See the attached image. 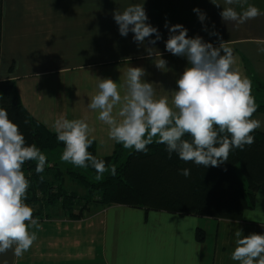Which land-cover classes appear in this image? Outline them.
Listing matches in <instances>:
<instances>
[{"label": "crops", "instance_id": "crops-1", "mask_svg": "<svg viewBox=\"0 0 264 264\" xmlns=\"http://www.w3.org/2000/svg\"><path fill=\"white\" fill-rule=\"evenodd\" d=\"M249 1L264 13V0ZM135 2L139 0H0V82L13 81L23 106L52 132L61 117L85 120L101 158L112 155L119 143L109 137V126L97 118L98 111L88 107L100 78L117 82L122 104L128 68L142 67L155 98L167 97L172 106L176 80L188 67L186 57L165 48L170 33L160 5L144 3L147 23L162 37L155 45L149 43L155 34L142 44L131 32L120 35L114 10ZM182 17L177 23L188 29L189 37L199 35L214 47L225 42L231 48L239 74L251 81L253 102L264 103L261 89L257 92L264 86V14L239 25H221L213 18L207 31L192 20L190 8L182 10ZM212 31L218 35H210ZM148 48H153L152 56ZM159 53L167 61L163 70L155 64ZM121 104L113 109L118 120ZM261 193L264 185L257 191L255 208L241 220L95 204L78 220H39L29 228L37 236L32 246L19 257L9 250L0 259L8 264H239L231 259L236 229L244 235L264 233ZM135 213L142 215L141 221Z\"/></svg>", "mask_w": 264, "mask_h": 264}, {"label": "clouds", "instance_id": "clouds-1", "mask_svg": "<svg viewBox=\"0 0 264 264\" xmlns=\"http://www.w3.org/2000/svg\"><path fill=\"white\" fill-rule=\"evenodd\" d=\"M115 2L118 4L119 0ZM144 3L145 0H139L123 10L117 8L113 18L121 36L127 37L131 32L133 40L142 44L155 34V39L149 40L155 45L162 37L157 27L147 23ZM211 3L220 6L218 0ZM225 3L229 6L220 12L224 22L239 25L264 14L247 0H225ZM233 4L238 5L240 11L232 7ZM193 11L201 22L206 20V13L199 7ZM165 27L170 33L165 41L166 50L188 61V67L176 80L172 106L167 97L155 98L153 83L143 78L142 67L131 66L126 74L127 93L122 104L117 82L100 78L98 92L90 97L88 107L98 111L97 118L109 126V137L125 148L147 152V146L158 137L156 142L166 145L170 157L176 153L185 162L218 166L228 160L231 149H243L254 142L251 133L260 122L251 119L255 111L250 95L251 81L239 74L232 50L224 46L225 42L214 47L199 35L189 37L183 24L169 26L166 22ZM204 30L207 31V26ZM209 34L218 35L215 31ZM152 50L147 49L149 56L153 55ZM155 64L163 70L167 61L161 56ZM117 104H121L116 113L122 117L119 120L113 115ZM53 127L57 140L64 144L61 159L78 167H93L96 178L100 179L106 165L88 151L93 140L89 137L87 122L61 117ZM185 134L190 135L191 140L185 139ZM26 161H35L36 173H42L47 157L35 144L26 143L19 125L10 118L6 108L0 107V256L11 250L19 257L37 239L36 233L29 231L36 224L33 209L25 203L29 181L22 166ZM180 172L185 177L190 175L188 168ZM111 173L115 175V166ZM234 237L232 260L239 264H264V233L244 235L242 229L237 228ZM0 264H8V261L0 259Z\"/></svg>", "mask_w": 264, "mask_h": 264}, {"label": "trees", "instance_id": "trees-1", "mask_svg": "<svg viewBox=\"0 0 264 264\" xmlns=\"http://www.w3.org/2000/svg\"><path fill=\"white\" fill-rule=\"evenodd\" d=\"M253 105L255 111L251 119L264 114V103L253 102ZM0 107L6 108L10 118L19 125L26 143L35 144L42 152L64 150L56 132L50 131L23 106L17 87L11 80L0 82ZM251 134L254 136L251 145L231 149L227 161L209 167L185 162L176 153L170 157L166 145L157 142L149 144L147 152L132 149L126 155L120 154L119 143L112 155L101 158L92 142L88 151L97 159L104 160L106 165L101 180L90 181L86 176L71 171L70 176L86 190V205L92 200L103 208L121 205L181 216L241 220L246 211L255 208L257 191L264 185V132L256 128ZM184 138L191 140L188 134ZM35 165V161H26L22 166L29 181L25 203L32 209L36 199L61 202L63 207L73 204L71 201L77 198L76 194L64 192L55 184L56 181H52L53 177L63 181L64 173L58 165L51 169L46 165L42 173H36ZM112 166L116 168L115 175L111 173ZM183 168L190 169L189 176L181 174ZM85 169L89 175L97 177L93 167Z\"/></svg>", "mask_w": 264, "mask_h": 264}, {"label": "rangeland", "instance_id": "rangeland-1", "mask_svg": "<svg viewBox=\"0 0 264 264\" xmlns=\"http://www.w3.org/2000/svg\"><path fill=\"white\" fill-rule=\"evenodd\" d=\"M145 1L151 2V4L154 3L155 5H160V9L165 10V14L162 16V18L165 19V23L168 22L169 26L183 19L182 10L186 8L191 9V17H192V20L196 23V25H199L201 23L203 24V28H205V26L213 18L219 20L220 24L222 25L223 20H222V17L220 16V12L222 11L223 7H226L225 0H218V3L220 4V6H216L212 4L211 0H145ZM247 3L250 4V1L247 0ZM231 6L235 8L238 5L233 4ZM196 7H199L201 11L206 13L207 18L204 22H201L198 19L197 13L193 11V9ZM238 9H240L239 6H238ZM261 87L264 88V86H261ZM261 87L258 88V91ZM263 88L261 89L262 91L261 93L264 97ZM253 120L259 121L260 122L259 128L264 129V115L259 114L255 118H253ZM157 139L158 137H154L153 142H156ZM131 150H132L131 148H125L122 144H121V148L119 149L121 155H126ZM62 152H63L62 149L43 152L47 157L46 165L48 166L49 169H51L53 165H56V166L58 165V167L64 173L63 181H57V179H55L54 177H53V180L51 177V180L56 181L55 184L62 187V189H64V192L68 194H72V195L76 194L77 198L73 199L71 201L73 204L67 207L61 206L60 205L61 202L59 203L57 201L51 202V200L41 201L40 199H36L33 205V219L35 221L36 220L39 221V220H51V219H65V218H68V219L77 218L74 220H78L80 219L81 216L83 217L87 213L88 208L89 209L95 208V202H93L92 200H90V202H88V204L86 205V202L84 201V199L86 198L85 195L87 194V192L83 187H81L80 185L74 182L75 180H73L70 176V171L77 175L82 174L86 176L88 180L90 181L101 180V177L100 179H97L96 177L89 175V172H87L85 168L78 167L70 162L63 161L61 159ZM108 154L110 153L108 152ZM55 171L56 170H53L54 173ZM54 190L56 191L58 189L55 188ZM36 197H39V196L37 195ZM85 205L86 207L83 208V206ZM135 214L137 216V221L138 222L141 221L142 215L140 213H135Z\"/></svg>", "mask_w": 264, "mask_h": 264}]
</instances>
